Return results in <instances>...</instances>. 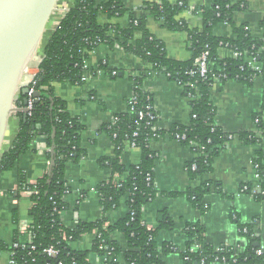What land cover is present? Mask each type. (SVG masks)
I'll use <instances>...</instances> for the list:
<instances>
[{
    "label": "trees",
    "instance_id": "16d2710c",
    "mask_svg": "<svg viewBox=\"0 0 264 264\" xmlns=\"http://www.w3.org/2000/svg\"><path fill=\"white\" fill-rule=\"evenodd\" d=\"M245 10L244 5H231L227 0L215 1L210 10H194L193 13H200L202 17V27L197 31L190 30L178 18L189 11L185 2L146 4L140 8L139 15H135L116 0L100 5L93 0H74L43 48L42 62L34 85L38 101L33 103L30 115H25V118L22 114L13 116L18 119L16 136L10 147L0 153L1 178L17 168L20 158L31 150L33 141L40 136L49 163V171L35 185L27 184L25 176L21 172L17 173L15 194L28 192L32 204L28 211L30 225L27 233L30 244L22 247L17 241L14 242L17 247L9 249L12 264H88L89 253L72 250L70 245L93 233L91 252L101 259L102 264H119L118 259L124 264H163L161 256L168 253L177 254L183 264H264V249L254 234L252 224H241L233 218L238 235L244 240V243L240 242L233 248H215L206 242L205 231L200 223L186 224L183 231L184 247L179 249L171 244L159 245L156 241L161 231H170L173 227L166 212H162L154 230L148 229L142 222L144 206L158 196L154 189V162L157 156L150 150V144L164 136L173 140L177 136L182 146L191 148L195 158L185 166V171L190 180L198 181V185L182 193L162 195L184 197L201 214L207 210L204 198L211 192L228 198L220 184L204 179L212 173L214 159L233 137L215 123L216 110L210 99L211 90L215 84L214 79H217L218 84L235 81L247 87L257 77L264 82V68L261 66L264 43L252 39L246 27L234 28L235 39L232 41L214 37L212 30L220 23L232 25V15ZM101 16L109 22L127 17L128 26L121 29L109 22L101 24ZM148 19L161 21L170 32L185 33L190 59L186 62L169 59L163 43L148 33ZM100 45L109 50L120 49L147 64L150 69L130 77L133 99L128 104V112L116 116L102 128V132L114 145V159L102 161L112 176L97 188L103 217L94 224H80L75 230L69 231L61 225L59 219L65 209L63 197L68 193L65 168L85 156L80 148L84 127L78 119L67 113L66 103L55 97L52 86L65 82L81 86L86 72L95 75L100 71L110 78H116L118 72L109 70L106 63L100 64L96 70L84 69L88 54ZM220 49H227L240 56L220 60L217 54ZM204 52L208 54V70L205 79H202L196 73L195 61ZM250 57L254 59L258 70L246 63ZM151 73L162 74L182 87L189 99L188 126L174 125L167 132L153 129L157 115L151 96L142 88L143 80ZM24 99L26 101V96L19 94L16 106L25 108ZM139 113L143 114L141 121L137 117ZM253 120L257 121L256 128L262 137L264 127L261 115H254ZM236 137L246 146L259 145L261 142V137L256 138L252 133L243 132ZM125 142L134 144V148L140 152L138 165L126 168L120 164L119 156ZM263 158L262 152L256 151L252 159L259 189L244 185L239 190V193L249 196L254 202L264 201ZM120 176H124V179L116 183V177ZM125 198L127 215L114 226L105 229V214L116 210ZM17 222L14 213V224ZM113 232L124 237L125 250L110 240ZM49 248L56 251L55 257L47 256L45 251Z\"/></svg>",
    "mask_w": 264,
    "mask_h": 264
},
{
    "label": "crops",
    "instance_id": "0c3cea01",
    "mask_svg": "<svg viewBox=\"0 0 264 264\" xmlns=\"http://www.w3.org/2000/svg\"><path fill=\"white\" fill-rule=\"evenodd\" d=\"M96 4H106L113 0H93ZM127 10L139 15L140 8L146 4L168 2L174 4L185 2L190 14L185 12L178 16L190 30L199 31L202 27L200 13L194 10H210L217 0H116ZM231 5H244V12L232 15V25L218 24L212 34L216 38L234 40V28L246 27L252 39L264 43V0H227ZM74 0H57L46 26L41 46L37 55L43 56V48L65 13L71 8ZM101 24L107 21L99 18ZM109 23L121 29L128 26V18L111 20ZM148 33L163 43L169 59L186 62L190 59L189 42L185 33L168 31L161 21L148 19ZM220 60L231 59V51L220 49ZM108 66L111 71L118 72L116 78L104 73L93 76L81 86L69 83H56L52 86L57 99L64 101L67 113L80 121L84 131L80 137V148L85 156L75 164L65 168V183L68 193L63 197L64 210L59 219L61 225L73 231L80 224H94L103 217V210L97 196V188L111 178V173L102 164L103 160L114 159V145L102 132L116 116L128 112V104L132 98V82L138 72L149 70L150 67L139 59L125 54L120 49L109 50L100 45L88 54L86 66L88 70H96L100 64ZM262 68H264V49L262 50ZM142 88L151 96L157 115L154 130L167 132L172 126H188L190 106L182 87L169 81L164 75L151 73L142 82ZM216 110L215 123L226 134L232 135L231 141L225 145L212 164V173L204 179L221 185L228 198L211 192L204 198L207 210L204 214L194 210L184 197H168L162 194L182 193L195 189L198 181L188 178L185 166L193 161L195 154L190 147L164 136L150 144V150L156 154L154 162V189L158 196L142 210V222L148 228H157L162 212H166L173 223L170 231H161L156 241L159 245L171 244L183 249V231L186 224L200 223L205 231L206 242L215 248H233L244 243L238 235L236 221L254 226V234L264 249V201L254 202L249 196L239 193L244 185L255 188L252 159L256 151L264 157V129L258 131L254 125V115H261L264 127V82L260 77L254 78L251 86H243L235 81H227L212 87L210 96ZM18 129V119L12 117L7 126L2 150H7ZM252 133L260 138L259 145L246 146L236 137L239 133ZM38 136L32 143L31 150L20 158L14 171L0 178V264H10L14 242L21 245L30 244L27 233L30 221L28 211L31 208L30 194L26 191L15 194L17 189V173L21 172L29 185H35L48 171L45 149ZM141 155L136 149L124 147L119 156L122 166L128 168L140 163ZM264 164V158H263ZM230 197V198H229ZM14 213L17 224H14ZM128 213V208L121 202L116 210L105 214L104 228L114 226ZM234 218V219H233ZM17 235V239L15 237ZM94 233L83 236L79 242L70 245L72 250L88 252V264H102L101 259L91 252ZM110 240L122 250L126 249L124 237L117 232L110 234ZM163 264H183L177 254L168 253L161 256ZM119 264H124L118 259ZM221 264V263H214Z\"/></svg>",
    "mask_w": 264,
    "mask_h": 264
},
{
    "label": "water",
    "instance_id": "95a60500",
    "mask_svg": "<svg viewBox=\"0 0 264 264\" xmlns=\"http://www.w3.org/2000/svg\"><path fill=\"white\" fill-rule=\"evenodd\" d=\"M56 2L0 0V153L9 120L16 114L25 118L26 110L17 107L16 100L19 94H27L23 75L31 61L39 58L37 52Z\"/></svg>",
    "mask_w": 264,
    "mask_h": 264
},
{
    "label": "built area",
    "instance_id": "2783aa9c",
    "mask_svg": "<svg viewBox=\"0 0 264 264\" xmlns=\"http://www.w3.org/2000/svg\"><path fill=\"white\" fill-rule=\"evenodd\" d=\"M72 7V6H71ZM186 14H190L191 13V10L189 11H186L185 12ZM207 52H204L201 54V56L195 61V64L197 66V70H196V73L199 75L200 78L202 79H205L206 77V74H207V70H208V62H206V59H207ZM240 55L238 53H234V52H231V58H236V57H239ZM38 60L37 61H31V63L27 66L25 72H24V75H23V80L24 82H26L28 84V87H27V94H26V106H25V110H26V115H30V112L32 110V106H33V103L38 101V99L35 97V90H34V85L36 83V79H37V75L39 73V66H40V60H42V57L38 56ZM40 63V64H39ZM246 63L251 67V68H255V70H258V68L256 67V65L254 64V59L252 57L250 58H247L246 59ZM84 69L88 70L87 69V66H86V61L84 62ZM103 72H100L98 71L95 75H91L90 73L86 72L85 75L83 76L82 78V83H85L86 81H88L90 78H92L93 76H96L98 74H101ZM215 80V84H213V86H216L218 85V81L217 79H214ZM212 86V87H213ZM133 99V95H132V98L130 101H132ZM130 103V102H129ZM138 117V120L141 121L142 118H143V114L142 113H139L137 115ZM112 122V121H111ZM254 125L256 126L257 125V121H254ZM137 129H139V126H137ZM154 129V128H153ZM135 136V134H134ZM180 138L179 137H175V141L178 142ZM125 147H129L131 149H135L134 148V144H129L128 142H125L124 144ZM195 145H192L191 147H193ZM254 171H255V168H254ZM255 178H256V181H257V185L255 186V189H259V184H258V176L256 174V171H255ZM124 179V176H120V177H116V183L117 182H121L122 180ZM127 198V197H126ZM124 199L122 200L121 202H123L125 204V201L127 199ZM20 246H25L24 244ZM17 247V245H13L12 248H15ZM45 253L47 254V256L53 258L56 256V251L53 249V248H49L45 251ZM259 254V253H258ZM10 264H12V262L10 261Z\"/></svg>",
    "mask_w": 264,
    "mask_h": 264
},
{
    "label": "rangeland",
    "instance_id": "374dc122",
    "mask_svg": "<svg viewBox=\"0 0 264 264\" xmlns=\"http://www.w3.org/2000/svg\"><path fill=\"white\" fill-rule=\"evenodd\" d=\"M41 46V45H40Z\"/></svg>",
    "mask_w": 264,
    "mask_h": 264
}]
</instances>
